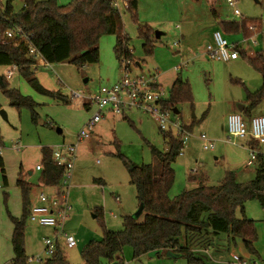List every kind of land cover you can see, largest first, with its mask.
Returning <instances> with one entry per match:
<instances>
[{"label":"rangeland","instance_id":"374dc122","mask_svg":"<svg viewBox=\"0 0 264 264\" xmlns=\"http://www.w3.org/2000/svg\"><path fill=\"white\" fill-rule=\"evenodd\" d=\"M73 1L56 0L61 7L69 6ZM5 2L0 0V13ZM262 3L263 0H237L238 9L245 18L257 17L264 23ZM224 4L220 0H138V25L150 27L154 41L153 53L148 56L137 23L134 24L125 12L124 0L115 3L124 15V33L130 39L132 61L139 64L132 68L133 73L154 79L166 97L171 94L178 75L190 85L192 102H181L176 106L179 115L171 116L172 122L180 121L191 134L182 155L172 164L171 199L185 190L195 189L196 182L217 186L227 173H232L241 185L256 177V166L247 165L248 152L240 150L248 137L234 140L233 146L227 142L224 126L232 115L231 109L237 113L238 106H248L256 115L259 109L264 110V100L257 108H251L247 103V92L260 88L262 77L249 65L248 58L240 56L234 65L221 64L211 61L206 54L214 45L213 33L219 31L214 14L224 21L235 18L233 9ZM14 8L16 11L22 8L20 0H15ZM154 32L163 33V36L156 39ZM255 40L258 46L254 49L263 51L264 33ZM115 43V36H102L98 63L83 68L68 63L33 67L38 83L50 92L67 97L68 105L36 93L16 69L0 67V78L5 79L10 89L38 104L37 117L33 121L28 109L10 107L0 89V264H9L13 254L10 216L20 218L23 213L17 181L33 186L29 209L38 202L41 193L53 197L59 192L60 187L57 190L39 183L40 172L35 168L42 167V148L56 151L60 147L76 146L72 181H69L72 211L63 224L64 234L75 239L76 247L69 249L63 235L57 236L54 229L31 223L27 217L24 242L29 259H48L43 240L50 239L69 264H84L81 252L90 242L103 240L102 226L112 232L121 231L124 218L138 210L136 190L123 158L135 166H142L151 164V147L163 154L168 152L155 119L131 110L126 115L132 125L122 117L105 113L95 126V135L79 139L95 110L92 98L99 95L103 86H113L117 76L123 74V65L114 54ZM168 128L176 133L171 125ZM201 136L217 142L214 152L202 150ZM29 172L33 174L29 175ZM97 211H101L98 217ZM236 218L255 222L257 240L254 248L259 258L248 254L240 239L232 241L226 234L211 239L210 248H205L209 253H200L196 249V254L206 257L210 264H230L233 257L239 258L241 264H263L264 208L256 200L246 201L243 209H237ZM180 243L184 244L183 236ZM115 259L118 264H187V259L177 253L170 257L164 252L149 253L135 259L130 247H125Z\"/></svg>","mask_w":264,"mask_h":264},{"label":"trees","instance_id":"16d2710c","mask_svg":"<svg viewBox=\"0 0 264 264\" xmlns=\"http://www.w3.org/2000/svg\"><path fill=\"white\" fill-rule=\"evenodd\" d=\"M15 0H6L0 13V67L16 68L20 76L44 97L64 105L69 104L67 97L59 92H50L43 88L34 77L33 67L37 63L35 56L29 54L28 46L13 35L21 30L30 38V43L49 65L68 63L78 68L96 64L99 61V41L102 36H115L114 54L117 61L133 62L130 39L124 33V15L115 6L116 0H74L69 6H58L56 0H20L22 8H14ZM138 0H124L126 14L138 26V32L144 39V49L148 56L153 53L151 28L140 26L137 15ZM247 24H259L260 19H245L240 23L222 21L219 27L225 35L243 33ZM133 60V61H132ZM250 66L261 75L262 87L254 93L247 92V100L252 108L260 106L264 100V56L257 54L248 59ZM137 64V65H136ZM0 89L9 100V105L17 110L28 109L32 120H36L35 109L38 104L19 91L10 89L4 78ZM239 83V82H238ZM192 102L188 81L178 77L172 87L166 107L176 109L181 102ZM86 108L89 105H84ZM249 110V109H247ZM246 112V108H244ZM124 120L129 121L125 116ZM133 125L131 121H129ZM163 134V133H162ZM168 152L161 153L151 147V164L135 166L126 162L131 184L136 190L138 208L143 207L139 219L132 216L124 218L121 231L112 232L102 226L103 240L90 242L81 252L84 264L113 263L115 257L125 247L133 250L134 258L149 253L164 252L179 254L187 259V264H210L208 259L196 254V249L205 253L211 245V239L226 234L229 239H240L248 254L258 257L254 248L257 231L253 220L236 218L237 209L243 204L256 200L264 208V161L258 158L256 177L246 185L238 184L232 173H227L217 186L198 182L191 191H183L171 199L170 190L174 173L172 164L180 156L182 144L170 135L163 134ZM251 147L258 149L256 143ZM42 170L39 183L46 187L57 188L63 178L64 168L53 161V151L42 148ZM4 175L3 168L1 169ZM21 192L23 213L20 218L10 216L12 225L11 244L13 258L10 264H32L25 253V222L30 206V194L33 186L22 180L17 181ZM101 210V209H100ZM100 215L101 211H97ZM184 237V244L180 243ZM208 248V249H209ZM207 250V249H206ZM208 262V263H207ZM41 264H69L57 246L54 255ZM264 264V259H263Z\"/></svg>","mask_w":264,"mask_h":264},{"label":"built area","instance_id":"2783aa9c","mask_svg":"<svg viewBox=\"0 0 264 264\" xmlns=\"http://www.w3.org/2000/svg\"><path fill=\"white\" fill-rule=\"evenodd\" d=\"M223 1L233 9L235 17L239 18L240 21L245 20L238 10L237 0ZM263 30L264 23L261 25L247 24L246 31L252 36L246 37L241 33L239 39L235 42L228 41L227 37L220 31L214 32V45L207 50L209 59L220 63H230L239 59L241 53L245 51L242 47L247 46L248 48L249 46H256L257 42L255 39L263 33ZM13 35L28 46L31 56L36 57L37 63L40 65L35 64L34 66H41L42 68L48 67L49 64L43 60L39 52L32 46L30 38L25 35L24 32L18 30L16 33H6V37L9 39L13 38ZM122 65L123 74L117 76L116 83L111 87L103 86L99 90V95L92 98L95 104V110L91 120L86 122L85 130H81L79 139H87L89 136H92L95 126L105 117V113L124 118L127 116V112L132 110L154 118L159 124L162 133L172 135L173 138L180 141L182 147H185L191 134L180 121H171V116L174 115V111L166 107L167 97L163 90L160 88H153L155 85L153 79L134 74L132 70V68L135 67L134 63L123 60L121 66ZM8 76H12V70L8 72ZM168 125H171L176 133H173V131L168 128ZM245 137L250 138L252 142L258 145V149L248 148L249 161L247 165H256L259 157L264 161V151L261 150V148L264 147V117H254L247 122L241 113L232 114L228 117L227 142L234 145V140ZM200 140L202 141V149L204 151H212L214 149L215 145L205 136H201ZM75 150L76 146L73 145L53 151L54 163L64 168L63 178L60 185L56 188L58 190L60 187L59 192L53 197L41 193L38 197V202L30 207L27 216L31 223L52 228L57 236L63 235L65 245L69 249L76 247V241L72 236L64 234L63 224L65 220L70 217L72 211V206L69 201V181L72 177L71 171L73 169V160L75 159ZM181 155L182 153H180V156ZM41 170L42 168L40 166L36 167V171L41 172ZM62 187L64 189H62ZM116 201L118 202L119 199L116 198ZM43 243L48 258L52 257L56 252L57 244L50 239L43 240ZM45 260L40 258L28 259L32 264H41ZM232 260L230 264H241L240 259L237 257H233Z\"/></svg>","mask_w":264,"mask_h":264},{"label":"crops","instance_id":"0c3cea01","mask_svg":"<svg viewBox=\"0 0 264 264\" xmlns=\"http://www.w3.org/2000/svg\"><path fill=\"white\" fill-rule=\"evenodd\" d=\"M212 2H216L217 0H211ZM220 1H222L223 3H225L223 0H220ZM248 2V1H247ZM226 4V3H225ZM224 4V5H225ZM245 5L247 4V3H244ZM227 5V4H226ZM225 5V6H226ZM228 6V5H227ZM237 7H238V5H237ZM228 8H231V7H229L228 6ZM239 10V9H238ZM239 12H240V14H241V16H242V18L243 19H259V18H257V17H252V18H245L243 15H242V13H241V11L239 10ZM232 15H234V13L232 12ZM235 17V16H234ZM214 19H215V21H217V25H218V28H219V31L220 32H222V30L220 29V27H219V23L220 22H222V21H224V20H222V18L217 14V13H215L214 14ZM225 19V18H224ZM261 20V19H260ZM227 21H231V20H227ZM232 21H235V22H238V23H240L241 21H240V19L239 18H237V17H235V18H233V20ZM263 22L261 21V24H262ZM263 33H264V30L262 31ZM223 33V32H222ZM263 33L260 35V36H258V37H261L262 35H263ZM224 34V33H223ZM225 35V34H224ZM241 35V33H239V34H236V35H225L226 37H227V39H228V41H230V42H235V41H237L236 40V38L238 37V39H239V36ZM212 38H213V36H212ZM257 42V41H256ZM258 46V42H257V45L256 46H249L248 48H247V46L246 47H242L243 49H245V51L243 52V53H241V56L242 57H245V58H248V59H250V58H254L253 56L255 55V54H262L263 56H264V46H262V49H263V51L262 50H256V49H254L255 47H257ZM254 49V53H252L251 52V50H253ZM206 54H207V52H206ZM208 55V54H207ZM238 60L239 59H237V60H235V61H233V62H230V63H221V64H236L237 62H238ZM220 63V62H219ZM250 65V64H249ZM177 71H178V69H176ZM178 77H180V75H178L177 76V78ZM176 78V79H177ZM154 80V79H153ZM155 81V80H154ZM262 87V86H261ZM260 87V88H261ZM153 88H160V87H158L157 86V84L155 83V85L153 86ZM260 88H258L256 91H254V92H257ZM161 89V88H160ZM254 92H251L250 91V93H254ZM170 96V95H169ZM168 99H169V97H167V101H168ZM248 101V100H247ZM248 104H249V102H247ZM241 107V106H240ZM243 107V112L241 113L242 115H243V118L245 119V121L247 120H250L251 118H254V117H264V110H263V108H261V109H259V111H257V115H256V112H255V110H247L248 109V106H246V107H244V106H242ZM244 108H246V112H244ZM252 108V107H251ZM172 110L173 111H177V108L176 109H173L172 108ZM232 111V114H235L236 112H234V110L233 109H231ZM261 110V111H260ZM263 112V113H262ZM237 113H239L238 111H237ZM174 115H179V112L177 111V113H174ZM246 121V122H247ZM186 128V127H185ZM187 129V128H186ZM188 130V129H187ZM224 130H225V134L227 133V126L225 125L224 126ZM60 132V131H59ZM162 133V132H161ZM163 134H166V133H163ZM93 135H95V131H94V134ZM168 135V134H167ZM170 136H172V135H170ZM173 137V136H172ZM244 139V138H243ZM209 140V139H208ZM209 141H211L214 145H215V147H214V149L212 150V152H214L215 150H216V143L217 142H215V141H212V140H209ZM252 141L250 140V138H248V140L246 141V142H244L243 144L244 145H242V146H240V150L241 151H243V152H248V148H253V147H251L249 144L251 143ZM252 143H254V142H252ZM234 146V145H233ZM64 147H66V146H64ZM64 147H60V148H58L59 150H61L62 148H64ZM68 147V146H67ZM237 147V146H236ZM201 148H202V146H201ZM203 150V149H202ZM261 150L262 151H264V147H262L261 148ZM204 151V150H203ZM237 152V151H236ZM247 154H249V153H247ZM216 160H218V158H216ZM257 165V164H256ZM255 165V166H256ZM37 167V166H36ZM237 167H240V166H237ZM35 170H36V168H35ZM38 172V171H37ZM229 172V171H228ZM32 174H33V172H31ZM192 173H195V172H192ZM196 174V173H195ZM197 175V174H196ZM72 176H73V173H72ZM199 176V175H198ZM205 179H206V177H205V175L203 176ZM71 181H72V177H71ZM201 181V180H200ZM196 184H197V186H198V182H196ZM70 187H71V183H70ZM69 197H70V194H69ZM72 204V203H71ZM11 236H12V232H11ZM209 253L207 250H205V253ZM12 258H13V254H12ZM11 258V259H12ZM11 259H10V261H11ZM242 260V259H241ZM10 261H9V264H10ZM233 261V260H232ZM243 261V260H242ZM232 263V262H231ZM115 264H118L117 263V261H115Z\"/></svg>","mask_w":264,"mask_h":264},{"label":"water","instance_id":"95a60500","mask_svg":"<svg viewBox=\"0 0 264 264\" xmlns=\"http://www.w3.org/2000/svg\"><path fill=\"white\" fill-rule=\"evenodd\" d=\"M262 7H263V10H264V0H263V3H262ZM154 35H155V38L156 39H160L161 38V36H163V33H160V32H154ZM137 65V64H136ZM137 66H139V65H137ZM2 84V79L0 78V85ZM238 112L239 113H242L243 112V107L241 106H238ZM174 113H177V111H174ZM32 173L31 172H29V175H31ZM142 212H143V207L142 206H140L139 208H138V210L136 211V213L135 214H133L132 215V218L134 219V220H137V219H139V217L141 216V214H142ZM172 254H169L168 253V256L170 257ZM115 264V263H114Z\"/></svg>","mask_w":264,"mask_h":264}]
</instances>
